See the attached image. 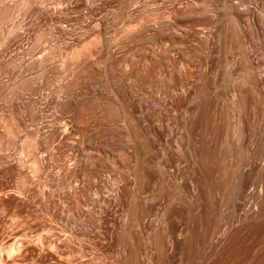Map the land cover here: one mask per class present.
Returning a JSON list of instances; mask_svg holds the SVG:
<instances>
[{"label": "bare ground", "instance_id": "bare-ground-1", "mask_svg": "<svg viewBox=\"0 0 264 264\" xmlns=\"http://www.w3.org/2000/svg\"><path fill=\"white\" fill-rule=\"evenodd\" d=\"M50 1L55 17L44 23L38 47L29 44L24 64L28 76L21 94L31 92L22 106L24 119L9 129L23 178L10 191L43 213L78 250L94 240L114 245L121 231L133 228L131 208L146 197L147 184L176 166L174 153L190 137L212 90L233 105H245L243 87L256 67L252 45L241 33L244 23L255 22L253 8L264 21V5L258 7V0ZM27 2L33 6L35 0ZM58 30L71 40L61 41ZM225 131L230 145L236 130L227 122ZM259 133L264 151V129ZM7 150L0 142L5 180L14 171L5 165ZM197 153L191 160L201 171ZM5 185L0 183L3 195ZM62 199L73 216L64 215ZM41 255L55 258L49 251Z\"/></svg>", "mask_w": 264, "mask_h": 264}, {"label": "rangeland", "instance_id": "rangeland-1", "mask_svg": "<svg viewBox=\"0 0 264 264\" xmlns=\"http://www.w3.org/2000/svg\"><path fill=\"white\" fill-rule=\"evenodd\" d=\"M262 5L264 0H258V7ZM52 8L50 0H35L33 6L27 0H0V142L8 147L6 167L14 170L8 179L0 178L7 184V193H0V264H264V151L259 133L264 129V21L257 8L254 24L244 23L241 33L252 45L256 67L243 87L245 105H233L212 90L190 137L174 153L176 166L159 180L153 177L146 197L132 206L133 228L121 231L114 245L94 240L81 251L43 213L10 191L23 178L9 129L16 130L24 119L22 106L31 97L29 91L21 94L27 85L24 67L30 49L38 47L44 23L55 17ZM56 34L61 41L72 37L62 30ZM227 122L236 130L231 147L224 140ZM194 152L201 171L192 163ZM60 204L68 216V203L62 199ZM45 251L55 258L42 256Z\"/></svg>", "mask_w": 264, "mask_h": 264}]
</instances>
